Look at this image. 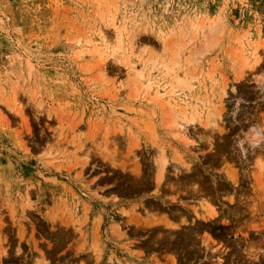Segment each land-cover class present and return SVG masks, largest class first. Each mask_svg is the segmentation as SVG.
<instances>
[{"label": "rangeland", "instance_id": "1", "mask_svg": "<svg viewBox=\"0 0 264 264\" xmlns=\"http://www.w3.org/2000/svg\"><path fill=\"white\" fill-rule=\"evenodd\" d=\"M190 93L220 128L178 118ZM200 187L213 220L160 208ZM0 264H264V0H0Z\"/></svg>", "mask_w": 264, "mask_h": 264}, {"label": "bare ground", "instance_id": "2", "mask_svg": "<svg viewBox=\"0 0 264 264\" xmlns=\"http://www.w3.org/2000/svg\"><path fill=\"white\" fill-rule=\"evenodd\" d=\"M169 46V45H168ZM144 48V47H143ZM142 48V49H143ZM169 49V48H168ZM174 49V48H173ZM151 50V49H150ZM150 50H149V52H150ZM172 50V49H171ZM142 51V50H141ZM160 51V50H159ZM148 52V53H149ZM170 55V54H169ZM168 55V59H171V58H169L170 56ZM151 58V57H150ZM156 58V57H155ZM154 58V59H155ZM145 59V58H144ZM147 59H148V56H147ZM146 59V60H147ZM167 59V60H168ZM157 60H158V58H157ZM159 60H161V62H160V66L162 65V67H164V69H165V72H166V70L167 71H169V70H171L172 72H173V70H174V68H172V67H170V65H172L171 63H173V64H175L174 62H169V61H167L166 60V57H165V55L161 58L160 57V59ZM173 60V59H172ZM150 61H151V63H150V66H156V65H152V63H155L156 62V60H153V58H151L150 59ZM149 61V62H150ZM147 62V61H146ZM169 63H170V65H169ZM148 64V63H147ZM147 64H143L142 66H147ZM157 64V65H158ZM173 66V65H172ZM154 68H157V66L156 67H154ZM158 68H159V66H158ZM161 69V68H160ZM173 69V70H172ZM152 70V68H150V69H146V72L144 71V69L141 67L140 69H136L135 70V72H134V76L136 77V81L139 83V85H138V87H140L141 85L140 84H144V86H150L149 84H150V80H151V76H150V71ZM158 70V69H157ZM164 72V73H165ZM170 72V71H169ZM186 73V72H185ZM191 73V72H190ZM167 74H169V73H167ZM192 74V73H191ZM152 75V74H151ZM174 75V74H173ZM187 75V74H186ZM188 75H190V74H188ZM177 76V75H176ZM191 77V76H190ZM195 77V76H194ZM178 81H177V80ZM176 81H177V83L179 84H182L183 86L185 85L186 87H183V88H190V89H187V90H189V91H191V89H192V86L195 84H191L190 82H189V80H191V79H188V78H186L185 77V79H183L182 77H176ZM202 79V78H201ZM153 80V79H152ZM197 80V79H196ZM158 81V80H157ZM176 81H175V83H176ZM137 82H136V84H137ZM177 83L176 84H174V85H177ZM169 84H171V83H169ZM172 85V84H171ZM170 85V86H171ZM192 85V86H191ZM137 86V85H136ZM144 86H142V88L144 87ZM180 87V86H179ZM141 88V89H142ZM210 88V87H209ZM144 89V88H143ZM146 89H148V87L146 88ZM171 89H173V88H171ZM221 89H222V87H221ZM155 90V92L157 93V91H156V89H154ZM174 90V89H173ZM173 90H169V91H166V92H168V93H170L171 94V92L173 91ZM204 90H205V88H204ZM165 91V90H164ZM163 91V92H164ZM171 91V92H170ZM175 91V90H174ZM173 91V93H176V91L174 92ZM179 91H181L182 92V90L180 89ZM183 93V92H182ZM164 94V93H163ZM191 94V93H190ZM189 94V96L186 94V96L188 97V99H185L186 100V108L184 107V106H181L180 107V109H179V107H178V109L179 110H183L182 111V113H184V114H182V113H180V111L178 112V114H180V116L178 117V118H180V120H182V121H184L185 119V122L187 121V122H192V126H193V123H194V121H196L197 122V124L198 125H200V126H202V128L203 127H205V126H207V130H209L210 131V129L213 127V126H216L217 128H220V125L218 126L217 125V119H218V117L220 118V114L222 113H220V109L223 107H221V101H220V99H221V97H220V99H219V97H218V99L217 100H219L218 102H219V104H217L218 106H220V107H216V106H212V105H215V103H211L212 105H207L206 106V103H208V102H206V101H204V100H202V99H199V102H201V104L199 103V105L196 103V99H197V97L196 98H194L193 96H192V94L190 95ZM208 94V93H207ZM182 95H184V94H182ZM171 97V96H170ZM169 97V98H170ZM173 97H174V95H173ZM176 97V96H175ZM185 97V96H184ZM172 98V97H171ZM170 98V99H171ZM178 98V97H177ZM197 99V100H198ZM216 99V98H215ZM168 100V99H167ZM166 100V101H167ZM207 100H208V98H207ZM172 101H174V99L172 100ZM179 101H181V99L179 100ZM176 102H177V100H176ZM184 103H185V101H184ZM169 104H171V103H169ZM173 104V103H172ZM209 104V103H208ZM140 105V104H139ZM175 106V105H174ZM180 106V105H179ZM170 107V106H169ZM185 108V110H184V108ZM207 107V108H206ZM172 110V109H171ZM222 111H223V108L221 109ZM170 111V110H169ZM175 111V110H174ZM149 112V111H148ZM173 112V111H172ZM168 114V113H167ZM166 114V115H167ZM176 114V113H175ZM174 114V115H175ZM181 114L183 115V116H181ZM140 115V114H139ZM147 116H148V114H146ZM171 115V114H170ZM144 116V115H143ZM149 116H150V114H149ZM177 116V115H176ZM142 117V116H141ZM171 117V116H170ZM182 117H184V119L182 118ZM140 118V117H139ZM150 118V117H149ZM166 118V117H165ZM182 118V119H181ZM142 118H140L139 119V121H141V123H143V119L141 120ZM145 119V118H144ZM148 119V118H147ZM172 119V118H171ZM170 119V120H171ZM146 120V119H145ZM150 120V119H149ZM149 120H148V122H149ZM221 120H223V119H221ZM169 121V120H168ZM177 121V120H176ZM179 121V120H178ZM178 121H177V123H178ZM144 122H146V121H144ZM148 122L145 124V123H143V124H141V125H144L145 127L147 126V130L149 131V136L150 135H152L154 132H155V130H154V132L152 133V130H153V126H152V124L153 123H149L148 124ZM171 122H174V123H176L175 122V120H173V121H171ZM220 122V121H219ZM168 122H166V124H167ZM176 123V125H178ZM222 123V122H221ZM169 124V123H168ZM173 124V123H172ZM183 124H184V122H183ZM183 124H181V122L179 123V125L180 126H183ZM140 124H138V126H139ZM178 125V126H179ZM185 125L187 126L188 125V123L186 124L185 123ZM184 125V126H185ZM190 125V124H189ZM211 126V127H208V126ZM164 127L166 126V125H163ZM170 126V125H169ZM175 126V125H174ZM183 126V127H184ZM145 127H143V128H145ZM154 127H155V124H154ZM182 127V128H183ZM166 128V127H165ZM164 128V129H165ZM185 128V127H184ZM183 128V129H184ZM210 128V129H209ZM156 129V128H155ZM182 129V130H183ZM194 129V128H193ZM205 129V128H204ZM215 129V128H214ZM222 129V128H221ZM207 130H205V131H207ZM212 130H213V128H212ZM218 131V133H220V129H217ZM191 131V130H190ZM204 131V130H203ZM204 131V132H205ZM187 132V131H186ZM208 132V131H207ZM215 133H216V130L214 131ZM142 133V127L140 126V127H138V135H140ZM145 133V132H144ZM143 133V134H144ZM151 133V134H150ZM214 133V134H215ZM171 134V133H170ZM211 134V133H210ZM154 135V134H153ZM156 135V134H155ZM154 135V136H155ZM179 135V134H178ZM186 135V134H185ZM209 135V134H208ZM212 135H213V133H212ZM216 135H217V133H216ZM255 135V134H254ZM141 137V136H140ZM143 137V136H142ZM152 136H150L149 137V139L151 138ZM181 137V136H180ZM206 137V136H205ZM204 137V138H205ZM209 137H210V135H209ZM214 137V136H213ZM257 137V136H256ZM138 138V137H137ZM145 138V137H144ZM154 138V137H153ZM187 137H185V139H186ZM201 138L204 140V138H203V136H201ZM211 138V140H212V137H210ZM210 138H209V140H210ZM216 138V137H215ZM253 138V137H252ZM260 138V137H259ZM140 138H138L137 139V141L139 140ZM143 139V138H142ZM141 139V140H142ZM148 139V138H147ZM156 139V138H155ZM154 139V141H156ZM178 139V138H177ZM189 139V138H188ZM187 139V140H188ZM206 139V138H205ZM258 139V138H257ZM257 139H256V141H257ZM151 142H153V139L151 138ZM207 140H208V138L205 140L206 142H207ZM252 140V139H251ZM190 141H192V140H190ZM189 141V142H190ZM150 142V143H151ZM186 142H188V141H185V142H183L184 144L186 143ZM188 142V143H189ZM192 142H194V141H192ZM206 142H204V143H206ZM209 142V141H208ZM227 142V141H226ZM254 142V141H253ZM149 143V144H150ZM159 143H161L160 141H159ZM191 143V142H190ZM202 143H203V141H202ZM201 143V144H202ZM213 143V142H212ZM137 144V143H136ZM138 144H139V141H138ZM153 144H154V142H153ZM155 144H156V142H155ZM154 144V145H155ZM158 144V143H157ZM171 144V143H170ZM208 145H209V143H207ZM139 145H141V143L139 144ZM180 145V144H179ZM186 145V144H185ZM212 145V144H211ZM145 146V145H144ZM157 146V145H156ZM158 146H159V148L161 147L159 144H158ZM157 146V147H158ZM178 146V145H177ZM183 146V145H182ZM225 146V145H224ZM155 147V146H154ZM174 147V146H173ZM172 147V148H173ZM212 147V146H211ZM222 148H219V151L218 152H220L221 154H223L225 151L224 150H226V148H227V145L225 146V148H223V146H221ZM176 148V147H175ZM174 148V150H176ZM183 148V147H182ZM185 148H187V147H185ZM215 148V147H214ZM178 149V148H177ZM188 149V148H187ZM162 150H163V148H160L159 150H157V156L153 159V163L151 162V166L153 165V168H154V170H155V174H154V182H155V186L156 187H158L159 185H160V183H161V181H162V179L165 177V172H166V170L168 171V166H166V164H167V157H165V155H167L166 153H165V155L162 153ZM172 150V149H171ZM216 150H217V147H216ZM228 150V149H227ZM232 150V149H231ZM178 152H179V150H177ZM176 151V154H174L175 153V151H173L172 150V152H173V154H174V156H176L177 155V152ZM224 151V152H223ZM164 152V151H163ZM184 152H186V151H184ZM223 152V153H222ZM182 153L183 152H181V155H182ZM226 153V152H225ZM179 154V156H180V153H178ZM217 154V153H216ZM220 154V155H221ZM231 154V153H230ZM136 156V155H135ZM153 156V155H152ZM171 156V155H170ZM170 156H169V158H170ZM178 156V155H177ZM184 156V155H183ZM223 156H226V158L225 159H223V157H222V159H223V161H227L226 159H231V156L229 155V154H227V155H225V154H223ZM137 157V156H136ZM173 157V156H172ZM181 157L182 156H180V159H181ZM140 158V157H139ZM168 158V159H169ZM183 158V157H182ZM220 158H221V156H220ZM220 158H219V160H220ZM233 158V157H232ZM173 159V158H172ZM178 159V158H177ZM179 159V160H180ZM139 160V159H138ZM174 160H176V159H174ZM173 160V161H174ZM216 160V159H215ZM238 160V159H237ZM152 161V160H151ZM169 161V160H168ZM177 161V160H176ZM181 161H183V163H185L186 165L185 166H187V165H189V164H187L186 162L187 161H185L184 162V159L182 160L181 159ZM181 161H179V162H181ZM221 161V160H220ZM139 162V161H138ZM211 162V161H210ZM135 163H137V161H135ZM169 163V162H168ZM182 163V166H184V164ZM217 163H219V162H217ZM139 163H137V165H138ZM150 164V163H149ZM178 164V163H177ZM180 164V163H179ZM215 164V163H214ZM168 165V164H167ZM171 165V164H170ZM150 166V167H151ZM233 166V165H232ZM231 166V167H232ZM138 167H140L139 165H138ZM172 167H173V169H175L174 168V166L172 165ZM178 167V169H179V166H177ZM139 169V168H138ZM172 169V170H173ZM177 169V168H176ZM176 169H175V171H176ZM178 169H177V171H178ZM186 169H189V168H186ZM220 169V168H219ZM151 171H152V169H151ZM229 171V170H228ZM227 171V172H228ZM138 172V171H137ZM230 172V171H229ZM226 173V172H225ZM231 174V173H230ZM229 174V175H230ZM190 176V175H189ZM188 176V177H189ZM231 176V175H230ZM229 176V178L230 179H234V177L232 178V177H230ZM196 178V177H195ZM227 178V177H226ZM193 180H194V178H193ZM185 182H187L186 180H185ZM233 182H234V180H233ZM232 182V183H233ZM189 183V182H188ZM192 183V182H191ZM190 183V184H191ZM195 183V182H194ZM193 183V184H194ZM235 183V182H234ZM168 185H170V183H168ZM179 185V184H178ZM173 187V186H172ZM206 187H207V185H206ZM214 187V186H213ZM169 188H170V186H169ZM195 188V187H194ZM196 188H197V186H196ZM204 188H205V186H204ZM220 188H222V189H225V188H228V185L227 184H223V183H216L215 184V189H214V191L216 192L217 190H219ZM157 189V188H156ZM160 189V190H159ZM171 189V188H170ZM169 189V190H170ZM206 189V188H205ZM173 189H171L170 190V192H172L171 194H174L173 192L175 191H172ZM176 190H178V188H176ZM192 190V189H191ZM206 190H208V189H206ZM228 190V189H227ZM156 191V190H155ZM157 191L158 192H160L161 194H165V192H167L168 193V191H166V189L163 187L162 188V185H161V187L160 188H158L157 189ZM156 191V192H157ZM182 191H184V190H182ZM187 191V190H186ZM205 192L203 189L201 190V187H200V191H199V189H194V191H187V193H189L191 196H195V197H197V198H199V200L201 201V202H198V201H196V203L198 202V203H200L199 205L201 206V208H202V212L201 213H199L198 212V208H197V206L196 205H198V204H186L185 205V209L183 208L184 207V203L182 204V201H177L176 203L175 202H173V203H175L176 205H175V209H172L173 208V206L172 205H166V206H162V207H160V208H162V209H165V210H167L168 211V213H169V215H171V216H174V215H177V216H174V219L175 218H177V220H179V222L180 223H182V222H184L185 223V221L187 220V218H188V216L187 215H192L191 216V220L192 219H195L196 220V217H197V214L198 215H203L202 217H204L205 218V220L207 219H212L213 220V217H215V215H216V213H217V211L215 210V208H213V206H212V202L210 203L209 202V198H210V196H207V193L205 192V193H203V192ZM185 192V191H184ZM160 194V195H161ZM170 194V193H169ZM182 194V193H181ZM226 194V193H225ZM158 195H159V193H158ZM217 195V194H216ZM176 196H177V192H176ZM190 196V197H191ZM231 196V195H230ZM240 196H241V194H240ZM178 197V196H177ZM244 197V196H243ZM173 199L175 198L174 196L172 197ZM171 198V199H172ZM230 198H232V197H230ZM245 199V198H244ZM175 200V199H174ZM197 200V199H196ZM181 202V204L183 205V207H182V205H180L179 203ZM183 202H185V201H183ZM178 203V204H177ZM152 204V203H151ZM155 204H157L156 202H155ZM163 204V203H162ZM168 204V203H167ZM172 204V203H171ZM246 204H247V202H246ZM149 206H150V204H149ZM148 206V207H149ZM246 206V205H245ZM147 207V206H146ZM151 207V206H150ZM143 208H144V206H143ZM145 209V208H144ZM154 209V208H153ZM150 210V209H149ZM159 210H161V209H159ZM199 211H200V209H199ZM154 212V211H153ZM164 214V213H163ZM237 214V213H236ZM169 215H168V217H169ZM200 216V217H201ZM153 217H154V214H153ZM149 218V217H148ZM198 218V217H197ZM132 219V218H131ZM145 219V218H144ZM168 219V218H167ZM169 219H170V217H169ZM172 220V219H171ZM170 220V221H171ZM176 220V219H175ZM136 221V220H135ZM154 221V220H153ZM188 221V220H187ZM136 222H138V221H136ZM136 222H135V224H136ZM175 222H177V221H175ZM178 222V223H179ZM139 223V222H138ZM148 223V222H147ZM159 223V222H158ZM178 223H173V222H171V223H167V222H165V225H168V226H171V227H176V228H171V229H178V227H180L179 226V224ZM149 224H151V223H149ZM153 224V223H152ZM156 225V224H155ZM184 226H185V224H184ZM134 227V226H133ZM197 227V226H196ZM188 228V227H187ZM181 229H184V228H182L181 227ZM201 233H202V231H201ZM159 236V235H158ZM194 240V239H193ZM202 240V239H201ZM204 240V239H203ZM193 242V241H192ZM169 250V249H168ZM166 252V251H165ZM165 254H167V253H165ZM218 260V259H217ZM170 263V262H169Z\"/></svg>", "mask_w": 264, "mask_h": 264}]
</instances>
